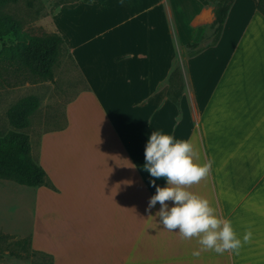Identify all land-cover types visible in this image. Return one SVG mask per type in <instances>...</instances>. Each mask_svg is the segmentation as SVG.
Listing matches in <instances>:
<instances>
[{"label": "crops", "instance_id": "1", "mask_svg": "<svg viewBox=\"0 0 264 264\" xmlns=\"http://www.w3.org/2000/svg\"><path fill=\"white\" fill-rule=\"evenodd\" d=\"M150 1L67 2H78L67 36L52 23L86 88L66 104V125L43 136L37 163L54 188L30 187V246L52 261L31 264H264V15L257 0H233L216 43L185 57L173 103V43L186 46L211 25L218 0ZM83 116L95 127L85 140ZM152 130L190 140L198 161L211 162L183 187L231 221L238 249H205L199 237L164 228L159 203L147 208L155 188L142 164Z\"/></svg>", "mask_w": 264, "mask_h": 264}, {"label": "rangeland", "instance_id": "2", "mask_svg": "<svg viewBox=\"0 0 264 264\" xmlns=\"http://www.w3.org/2000/svg\"><path fill=\"white\" fill-rule=\"evenodd\" d=\"M75 1L78 0H18L15 3L3 6L1 11L18 19L22 30L27 34L43 35L52 33L55 31L53 23L55 26L57 24V32L67 36L68 28L70 27L68 21L78 15H71L76 13L72 9L78 10V2L70 5H61ZM150 2L153 3L156 0H151ZM216 5L217 3H215ZM262 5L264 6V3ZM183 28L188 29L186 24L183 25ZM189 35H191V32ZM213 39L214 33L211 25H206L201 28L197 38L191 41V43L195 44L194 46L186 47L178 45L176 42L173 43L175 58L171 71L175 68L179 73L178 76H174L171 80L173 90L180 91L181 84L184 87L182 68L185 57L210 45ZM53 71L52 82L39 81L30 83L22 71L10 73L4 72L0 68V136L13 129L6 115L8 108L24 96L35 95L39 100V106L30 115L29 126L18 131L24 132L29 136L30 153L37 162L42 154L43 136L51 130L63 128L66 125V104L78 96L80 89L86 88V84L81 79L78 68L65 45L61 49ZM166 83L169 84L168 78ZM76 106L78 113V103ZM80 114L86 115L85 110L81 111ZM90 119L87 117L86 120L89 123H87L85 128L84 126L82 127L84 129L83 140L90 137L95 131ZM103 128L106 129L107 127ZM77 129V127H74L71 131V134L74 135L71 140L72 150L75 149L77 152L68 151L71 152L73 158L78 156V140L76 142L75 138L78 135ZM54 139L52 138L53 141L58 140L57 138L56 140ZM62 146H64V150L71 149V146H65V144ZM89 162L91 161L84 160L83 163L87 166ZM64 168L71 170L70 167L65 166ZM32 203L31 188L29 186L0 178V264H31L52 261L50 255L35 251L30 246V235L34 221Z\"/></svg>", "mask_w": 264, "mask_h": 264}, {"label": "trees", "instance_id": "3", "mask_svg": "<svg viewBox=\"0 0 264 264\" xmlns=\"http://www.w3.org/2000/svg\"><path fill=\"white\" fill-rule=\"evenodd\" d=\"M17 1L0 0V68L4 72L10 73L22 71L30 83L52 82L53 68L64 45L63 38L56 32L43 35L24 32L18 19L1 11L3 6ZM83 1L87 2L88 0ZM232 2L233 0H218L216 2L214 20L211 24L214 39L210 45L215 44L218 40ZM28 3L30 4L29 1ZM262 3L264 0H257V9L264 15ZM194 45L187 43L186 47ZM178 74L177 69L174 68L168 75L169 84L166 94L173 103L178 102L183 89L182 84L180 91L172 89L171 80ZM38 106V98L35 95H27L18 99L8 108L6 115L13 129L0 136V178L29 187L54 188L44 168L31 156L29 136L18 131L29 126L30 115ZM24 241L26 242V240Z\"/></svg>", "mask_w": 264, "mask_h": 264}, {"label": "clouds", "instance_id": "4", "mask_svg": "<svg viewBox=\"0 0 264 264\" xmlns=\"http://www.w3.org/2000/svg\"><path fill=\"white\" fill-rule=\"evenodd\" d=\"M142 165V169L152 178L149 180L150 186L155 188L148 199L147 208L151 209L159 203L155 215L164 228L179 231L183 238L199 237L200 245L217 253L236 250L241 246L231 221L220 218L207 199L183 187L198 183L211 166V162L198 161L190 140L152 130L144 146ZM160 178L166 181L164 186L156 184ZM166 201H171V205ZM247 239L248 235H245L244 240ZM193 255L198 256L199 252L194 251Z\"/></svg>", "mask_w": 264, "mask_h": 264}]
</instances>
